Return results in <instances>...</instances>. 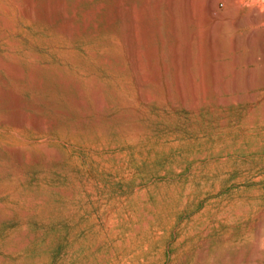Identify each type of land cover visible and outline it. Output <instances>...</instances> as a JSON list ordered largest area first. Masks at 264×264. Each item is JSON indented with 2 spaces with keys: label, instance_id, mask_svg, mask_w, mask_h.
I'll use <instances>...</instances> for the list:
<instances>
[{
  "label": "rangeland",
  "instance_id": "1",
  "mask_svg": "<svg viewBox=\"0 0 264 264\" xmlns=\"http://www.w3.org/2000/svg\"><path fill=\"white\" fill-rule=\"evenodd\" d=\"M156 1L0 0V264H264V0Z\"/></svg>",
  "mask_w": 264,
  "mask_h": 264
},
{
  "label": "bare ground",
  "instance_id": "2",
  "mask_svg": "<svg viewBox=\"0 0 264 264\" xmlns=\"http://www.w3.org/2000/svg\"><path fill=\"white\" fill-rule=\"evenodd\" d=\"M164 1V0H163ZM165 1H167V0H165ZM172 1V3L175 5V4H183L184 5V2H185V5L186 4H188V3H191V2H193L194 0H171ZM212 1L213 0H207L206 2H207V5H206V13L208 14V15H212L213 14V12H214V4L212 3ZM27 2H28V4H30V0H27ZM26 2V3H27ZM148 2H150V0H148ZM147 2V3H148ZM214 2V1H213ZM153 3V2H152ZM161 3V0H159V1H156V5H155V7H158V6H160L161 7V5L162 4H160ZM164 4L166 3V2H163ZM145 4H146V2H145ZM151 4V3H150ZM153 5H154V3H153ZM172 5V4H171ZM170 5V6H171ZM214 5V6H213ZM119 6V5H118ZM163 6V5H162ZM169 6V7H170ZM176 6V5H175ZM29 7V6H28ZM172 7H173V5H172ZM187 7V6H186ZM153 9H158V8H154V7H152ZM29 9V8H28ZM176 9V8H175ZM149 10H150V8H149ZM184 10V9H183ZM24 12H25V15L23 14V16H28V14H27V12H26V9L25 10H23ZM162 10L160 9V12H161ZM22 12V11H21ZM29 12V11H28ZM150 12V11H149ZM152 12V11H151ZM157 12V11H156ZM160 12H158V13H160ZM163 12V11H162ZM167 12V11H166ZM175 12V11H174ZM154 13V12H153ZM164 13V12H163ZM132 14V13H131ZM130 14V15H131ZM147 14V13H146ZM178 14V13H177ZM30 15H31V13H30ZM125 15V14H124ZM134 15V14H133ZM168 15V14H167ZM206 15V14H205ZM149 16H151V15H149ZM29 17V16H28ZM128 17V16H127ZM132 17V16H131ZM27 18V17H26ZM134 18V17H133ZM155 18V17H154ZM211 18V17H210ZM257 18V17H256ZM148 19H149V17H148ZM151 19V18H150ZM253 19V18H252ZM129 20H130V18H129ZM261 20V19H260ZM131 21V20H130ZM155 21V20H154ZM133 22H134V20H133ZM129 23V22H128ZM150 23H151V21H150ZM158 23V22H157ZM249 23V22H248ZM130 24V23H129ZM132 24V23H131ZM253 24V23H252ZM260 24V23H259ZM125 25H127V24H125ZM258 25V24H257ZM131 26V25H130ZM127 28H128V26H127ZM132 29V28H131ZM129 30V29H128ZM73 36V35H72ZM74 37V36H73ZM129 40V39H128ZM130 41V40H129ZM132 41V40H131ZM133 43V42H132ZM131 53V57H132V60H133V62H134V56H133V53H132V51L130 52ZM14 125H16L17 127H20V126H22L23 125V123H22V121H16V122H14ZM34 128L36 129V130H40L41 129V127L39 126V125H36V126H34ZM22 152V151H21ZM19 153V152H18ZM17 157V156H16ZM20 157H21V154L19 155V159H20ZM22 158V157H21ZM21 163V162H20Z\"/></svg>",
  "mask_w": 264,
  "mask_h": 264
}]
</instances>
